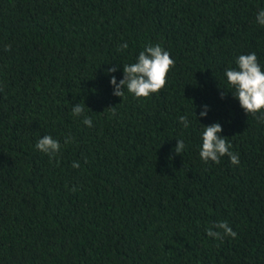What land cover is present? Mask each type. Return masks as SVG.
Masks as SVG:
<instances>
[{"label": "trees", "instance_id": "obj_1", "mask_svg": "<svg viewBox=\"0 0 264 264\" xmlns=\"http://www.w3.org/2000/svg\"><path fill=\"white\" fill-rule=\"evenodd\" d=\"M261 9L264 0H0V264H264V122L224 75L251 52L264 70ZM148 44L175 61L166 86L114 96L111 77L119 83ZM78 103L92 127L72 115ZM216 122L239 165L200 159L203 126ZM45 135L61 144L52 159L35 148ZM220 221L235 239L207 236Z\"/></svg>", "mask_w": 264, "mask_h": 264}, {"label": "clouds", "instance_id": "obj_2", "mask_svg": "<svg viewBox=\"0 0 264 264\" xmlns=\"http://www.w3.org/2000/svg\"><path fill=\"white\" fill-rule=\"evenodd\" d=\"M256 22L264 26V9L258 11ZM10 45L5 46V50H10ZM128 44L122 43L118 46L117 51L126 50ZM236 68H228L224 75L227 78V84L234 89L233 97L239 101L240 107L247 115H252L260 122H264V70L258 61L257 54L251 52L246 55H240L236 59ZM175 66L174 59L170 53L162 48L159 44H148L140 51L136 61L131 64L123 65V79L117 83L116 77L113 75L110 84L113 86V95L118 97L125 96V89L137 99L148 98L152 94L161 91L167 83V75ZM118 69L116 67L109 68V73H114ZM223 98V94L222 97ZM112 115H115V107H111ZM208 106H203L200 112L201 117H206ZM72 115L83 117L82 123L88 127H92V119L84 115V106L80 103L72 107ZM196 116V115H195ZM179 121L185 128L189 126V121L186 116H180ZM202 144L199 147V156L204 163L209 161L219 164L221 157L227 155L231 164L239 165L238 155L230 151L231 144L222 137V126L216 122L208 126H203ZM71 140L66 138L65 143H70ZM183 140H177L174 152L180 155L185 150ZM35 148L40 152L54 158L61 149V144L58 140L50 135H45L40 138ZM73 168H79L78 162H73ZM78 189L73 187L71 191L75 192ZM213 228L217 229L216 231ZM207 236L217 240H223L225 236L233 239L237 237V233L229 226L227 221H220L209 227Z\"/></svg>", "mask_w": 264, "mask_h": 264}]
</instances>
